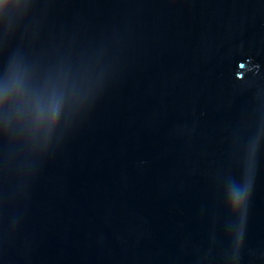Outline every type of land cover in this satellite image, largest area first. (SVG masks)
I'll return each mask as SVG.
<instances>
[{"label": "water", "instance_id": "water-1", "mask_svg": "<svg viewBox=\"0 0 264 264\" xmlns=\"http://www.w3.org/2000/svg\"><path fill=\"white\" fill-rule=\"evenodd\" d=\"M0 264H264V0H0Z\"/></svg>", "mask_w": 264, "mask_h": 264}]
</instances>
